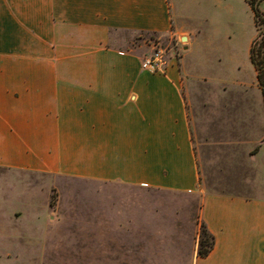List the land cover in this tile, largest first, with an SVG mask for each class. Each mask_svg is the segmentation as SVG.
<instances>
[{
  "label": "crops",
  "instance_id": "obj_1",
  "mask_svg": "<svg viewBox=\"0 0 264 264\" xmlns=\"http://www.w3.org/2000/svg\"><path fill=\"white\" fill-rule=\"evenodd\" d=\"M248 8L255 27L251 47L258 29L246 0H0V169L50 178L57 194L54 208L66 180L130 190L141 202L118 204L123 213L115 223L131 228L136 244L148 239L149 191H199V219L215 246L207 257H198L197 226L190 264H264L262 90L242 91L245 106L238 111L246 118L237 126L244 138L236 141L246 148V188H202L188 84L247 83L209 77L186 61L208 23L222 17L239 32L246 27ZM120 32L186 37L183 55L169 59L164 72L144 69L142 56L119 45ZM208 46L216 56L226 55L220 44ZM18 205L29 213L23 218L14 213L18 228L0 222V233L20 243V252L7 251V257L55 256L49 248L60 256H78V219L49 221L35 201ZM156 224L168 228L175 220L161 218ZM167 254L179 258L174 250ZM127 257L131 264L138 258L148 264L147 251Z\"/></svg>",
  "mask_w": 264,
  "mask_h": 264
},
{
  "label": "rangeland",
  "instance_id": "obj_2",
  "mask_svg": "<svg viewBox=\"0 0 264 264\" xmlns=\"http://www.w3.org/2000/svg\"><path fill=\"white\" fill-rule=\"evenodd\" d=\"M261 8L264 10V2ZM209 11L214 12L212 8ZM248 11L250 13L246 16L247 23L243 30H232L231 20L226 24L222 23V17H218L216 22L208 23L207 33L198 38L192 49L186 52V61L195 71L206 73L212 78L226 77L230 81L237 77L247 83L239 86L228 82L192 80L188 84V91L192 95L194 146L202 170L201 187L208 190L237 192L246 188L245 180L249 181V177H245L243 161L246 148L236 143L237 139L244 138L243 130L237 128L238 123L246 121V118L238 117V111L245 106L246 100L241 93H251L254 87H259L255 68L250 60V36L255 32L254 17L249 8ZM261 29H264V24ZM116 38L121 48L143 58L162 48L170 59L176 58L179 61L185 44L181 38L171 34L120 32L116 34ZM209 42L225 47L223 52L228 57L216 56L215 52L209 50ZM49 181L50 178L41 175L0 169V222L6 220L10 229L14 223L18 228L19 222L13 220L14 213L19 215L17 218L28 217V211L18 204L29 200L35 201L41 209L45 208L48 217L51 216L49 221L74 217L79 223L76 227L80 242L76 248L78 250L75 251L78 256H60L57 252L52 253L49 248L48 253L56 254L55 256L9 258L6 252H20V243L14 236L9 239L0 233V264H131L132 259L127 256L136 251H147L148 264H190L192 239L201 222V192L149 191L148 239L146 244L144 241L136 244L132 239L134 234L131 228L122 223L117 225L115 222L123 213L117 205L135 200L140 203L139 195L117 185L66 180L61 185V198L58 192L59 207L54 208L51 201L56 187L50 186ZM261 183L264 185V174ZM145 201L146 196L143 193L142 202ZM31 210L34 214L38 213L37 209ZM161 218H173L175 225L167 228L156 224ZM140 237L139 235L138 239ZM172 250L178 253L179 258L172 260L167 257V253ZM39 252L38 248L31 253ZM136 260L137 264H141L139 258Z\"/></svg>",
  "mask_w": 264,
  "mask_h": 264
},
{
  "label": "trees",
  "instance_id": "obj_3",
  "mask_svg": "<svg viewBox=\"0 0 264 264\" xmlns=\"http://www.w3.org/2000/svg\"><path fill=\"white\" fill-rule=\"evenodd\" d=\"M255 15V22L258 29V35L252 41L250 47V60L254 65L257 72L258 85L262 90L264 97V29L261 26L264 24V10L261 8V4L264 0H246ZM57 194L54 192L51 205H56ZM215 246V237L208 230L204 222L200 223V232L198 240V252L197 255L200 258L207 257Z\"/></svg>",
  "mask_w": 264,
  "mask_h": 264
},
{
  "label": "built area",
  "instance_id": "obj_4",
  "mask_svg": "<svg viewBox=\"0 0 264 264\" xmlns=\"http://www.w3.org/2000/svg\"><path fill=\"white\" fill-rule=\"evenodd\" d=\"M168 53L162 48L156 49L151 56L144 58L142 67L154 72H164L169 61Z\"/></svg>",
  "mask_w": 264,
  "mask_h": 264
},
{
  "label": "water",
  "instance_id": "obj_5",
  "mask_svg": "<svg viewBox=\"0 0 264 264\" xmlns=\"http://www.w3.org/2000/svg\"><path fill=\"white\" fill-rule=\"evenodd\" d=\"M182 40H183V41H186V37H182Z\"/></svg>",
  "mask_w": 264,
  "mask_h": 264
}]
</instances>
